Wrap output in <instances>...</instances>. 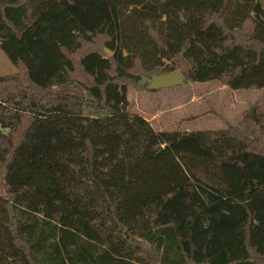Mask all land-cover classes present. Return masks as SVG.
Returning a JSON list of instances; mask_svg holds the SVG:
<instances>
[{"label":"trees","instance_id":"trees-1","mask_svg":"<svg viewBox=\"0 0 264 264\" xmlns=\"http://www.w3.org/2000/svg\"><path fill=\"white\" fill-rule=\"evenodd\" d=\"M0 49V264H264V0H0ZM174 71L262 94L157 131Z\"/></svg>","mask_w":264,"mask_h":264},{"label":"rangeland","instance_id":"rangeland-1","mask_svg":"<svg viewBox=\"0 0 264 264\" xmlns=\"http://www.w3.org/2000/svg\"><path fill=\"white\" fill-rule=\"evenodd\" d=\"M105 51V50H104ZM15 72L0 49V74ZM261 89L230 90L218 81H181L177 86L153 91L128 88V110L143 116L157 130L218 129L236 124L260 98Z\"/></svg>","mask_w":264,"mask_h":264},{"label":"water","instance_id":"water-1","mask_svg":"<svg viewBox=\"0 0 264 264\" xmlns=\"http://www.w3.org/2000/svg\"><path fill=\"white\" fill-rule=\"evenodd\" d=\"M108 56L112 55L108 49H104ZM181 81V74L179 71L160 73L151 75L148 83L145 85V90L153 91L161 88L177 86Z\"/></svg>","mask_w":264,"mask_h":264}]
</instances>
